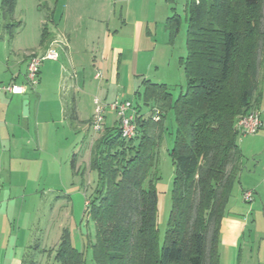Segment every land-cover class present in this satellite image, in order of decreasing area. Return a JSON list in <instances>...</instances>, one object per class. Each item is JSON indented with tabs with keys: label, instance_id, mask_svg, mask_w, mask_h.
Returning <instances> with one entry per match:
<instances>
[{
	"label": "trees",
	"instance_id": "16d2710c",
	"mask_svg": "<svg viewBox=\"0 0 264 264\" xmlns=\"http://www.w3.org/2000/svg\"><path fill=\"white\" fill-rule=\"evenodd\" d=\"M14 8L15 0H0L2 39L13 38ZM170 9L165 29L171 42L180 17ZM183 12L185 92L173 101L164 85L143 79L137 97L151 114L145 117L132 104L134 138L123 139L115 122L103 127L91 146L88 170L96 179L85 225L94 229L89 246L94 264H219L220 225L242 171L235 124L262 99L264 0H184ZM170 111L175 121L167 150L173 167L171 210L160 242L157 158ZM66 116L77 122L72 103ZM54 259L84 264L66 231ZM21 264L37 263L30 255Z\"/></svg>",
	"mask_w": 264,
	"mask_h": 264
},
{
	"label": "crops",
	"instance_id": "0c3cea01",
	"mask_svg": "<svg viewBox=\"0 0 264 264\" xmlns=\"http://www.w3.org/2000/svg\"><path fill=\"white\" fill-rule=\"evenodd\" d=\"M116 2L122 4L118 9ZM103 3L89 10L92 15L84 20L80 15L83 9L72 7L67 0L64 12L66 19L71 18V21L68 23L65 21L61 29L54 27L49 31L45 23L39 20L37 48L34 47L36 45H32L35 49L16 45L15 41L18 39L14 40V38L11 44L7 45L0 35V85L25 87V93L22 95L0 92V199L2 201L12 198L10 190L14 186L36 187L44 182L43 175L47 171L43 157L47 155L51 127L54 124L64 125L68 121L66 116L68 104H73L78 124L83 123L82 110L86 106L89 107L87 122L90 124L96 94L101 93L103 103L109 101L110 89L102 90L100 86L94 88L93 81H98L99 73H95L92 77L87 68L98 66L104 71L107 61L115 63L116 71L120 66L133 68L134 63L137 68V62L149 52L150 62L153 64L158 54L167 55L168 43H163L164 45L158 48L156 41L157 29L164 24V19L172 14L170 13L172 5L167 0H103ZM43 27L46 30L45 38L44 42L40 43ZM49 48L57 52L58 59L43 61L35 90L26 89L28 56L31 54L41 56ZM20 55H22L21 59H19ZM10 56H13L11 65H9ZM135 77L142 75L135 74ZM117 78L116 73L114 79L116 84ZM263 84L264 74L261 85L262 99L258 108H264ZM49 89L55 99L53 105L57 117L55 121L45 116L47 107H43V99L49 93ZM24 95L28 96L26 117L22 115ZM115 122L117 120H114L113 124ZM263 130L264 122L257 134L237 139L242 155V171L239 177L242 182L240 199L244 205L239 204L235 197L231 200L230 196L219 231V264H264V230H259L256 221L258 218L264 220V134H260ZM59 150L60 152L55 151L54 154L55 167H49L50 172L56 173L55 185L62 183L63 173L67 172V156L63 164V158L59 160L57 157L62 156L63 149ZM255 156H259V161L255 162ZM235 185L236 183L233 189ZM2 187L8 190L7 193L2 192ZM244 192L252 193L251 206L246 205L250 203L244 202ZM259 206L263 218L261 216L257 218L255 215ZM9 264H21V259L13 257Z\"/></svg>",
	"mask_w": 264,
	"mask_h": 264
},
{
	"label": "rangeland",
	"instance_id": "374dc122",
	"mask_svg": "<svg viewBox=\"0 0 264 264\" xmlns=\"http://www.w3.org/2000/svg\"><path fill=\"white\" fill-rule=\"evenodd\" d=\"M66 1L15 0L11 24L15 26L13 27V38L14 40L18 39L15 41L17 42L16 45L19 44L30 49L33 48L32 45H36L34 47L37 48L39 39L37 24L39 20L45 23L49 31L54 27L61 29L65 21L70 22L71 18L66 19L64 12ZM183 3L184 0H173L172 3L175 13L180 17V27L171 42L165 29V19L164 24L157 29L156 41L158 48H161L164 45L163 43H168L169 49L167 55L164 53L158 54L154 64L150 62L151 54L149 52V54L143 56L142 60L137 62V68H135L136 63H134L133 68L120 66L119 70L116 71L115 63H112V61L106 62L104 71L98 66L87 68L92 77L95 73H99L100 78L98 81H93L94 88L100 86L102 90L110 89L108 102L103 103L101 93L96 94L98 100L105 106L104 115L106 120L103 121V127H111L113 121L117 120L115 114L106 107L115 100L128 101L133 105H138L141 108V114L145 117L151 114L150 108L145 107L137 97V93L140 96L142 94L141 81L143 79L164 85L173 101L185 92L186 85L182 62L186 57V23ZM69 4L72 7L76 6L83 9L80 14L81 18L87 20L90 14L92 15L89 10H93V7L104 3L103 0H69ZM115 5L118 9L122 4L116 2ZM1 25L0 15V35H2ZM151 31L153 32V29ZM4 39L7 45L11 44L12 40L7 34H4ZM21 58L22 55L19 56V59ZM11 62H13V56H10L9 65L12 64ZM88 63L90 64L91 61ZM116 73L118 74L117 84L114 81ZM135 74L142 75V77H135ZM51 83L50 81V87ZM48 92L43 99V107H47L45 116L55 121L57 119L56 112L53 110L55 99L51 89ZM50 107L52 109H49ZM89 111L90 108L87 106L82 110V124L68 120L64 125L54 124L51 127V140L47 145V155L43 157L47 171L43 175L45 176L44 182L36 187L14 186L10 190L12 196L10 200L2 201L0 199V264H9L13 257L22 260L30 255L37 264H58L54 257L63 231L68 233L71 246L83 254L84 264H94L89 247L94 241L93 226L88 222L85 225V234L80 230L81 223L83 221L86 223L87 220L86 202L92 194L96 179V174L88 170L90 149L93 142L101 135V132L95 133L88 124ZM164 126L166 133L158 149L157 158L160 179L155 186L158 195L157 227L160 242H162L171 210L173 167L167 150L172 146L175 133V121L172 111L167 113ZM260 134H264V130ZM61 148L63 149L62 156L57 157L59 160L63 158L64 164L67 156V172L63 173L62 183L55 185L56 173L50 172L49 167H55L54 159L56 157L54 154L55 151L60 152L59 149ZM65 148H67V151H65ZM258 158L259 156H255V162L259 161ZM72 160H74L76 173L71 169ZM240 185L242 186V182L239 178L231 194V200L235 197L239 204L244 205L240 199L242 191ZM2 188V192L7 193L8 190ZM246 205L251 206V203ZM255 215L257 218L262 215L261 206L255 211ZM252 217L255 220L253 215ZM256 221L259 230L263 231L264 220L258 218Z\"/></svg>",
	"mask_w": 264,
	"mask_h": 264
},
{
	"label": "built area",
	"instance_id": "2783aa9c",
	"mask_svg": "<svg viewBox=\"0 0 264 264\" xmlns=\"http://www.w3.org/2000/svg\"><path fill=\"white\" fill-rule=\"evenodd\" d=\"M58 59V54L53 49H47L41 56L31 54L27 59L26 69V89L34 91L38 84L39 69L43 61ZM99 77V75H97ZM0 92L22 95L25 93V87H17L15 85H0ZM94 110L90 121V126L95 133H99L103 129L105 106L94 98ZM107 109L113 112L116 116L118 127L121 132V137L125 140H130L135 136V126L133 124L135 111L132 103L128 101L115 100L112 104L106 106ZM157 112L154 114V120H157ZM264 122V108H256L251 112L238 119L235 124V130L238 137H245L255 135L263 127ZM243 200L250 203L252 200L251 192L243 193Z\"/></svg>",
	"mask_w": 264,
	"mask_h": 264
},
{
	"label": "water",
	"instance_id": "95a60500",
	"mask_svg": "<svg viewBox=\"0 0 264 264\" xmlns=\"http://www.w3.org/2000/svg\"><path fill=\"white\" fill-rule=\"evenodd\" d=\"M22 100H23V103H22V115L24 117L27 116V113H28V96L27 95H24L22 96ZM80 230L83 234H85L86 230H85V222L83 221L80 225Z\"/></svg>",
	"mask_w": 264,
	"mask_h": 264
}]
</instances>
